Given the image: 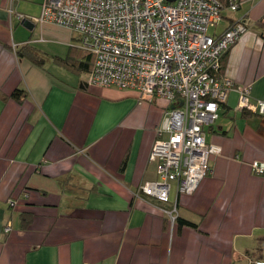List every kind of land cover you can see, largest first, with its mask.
Here are the masks:
<instances>
[{"label":"crops","instance_id":"1","mask_svg":"<svg viewBox=\"0 0 264 264\" xmlns=\"http://www.w3.org/2000/svg\"><path fill=\"white\" fill-rule=\"evenodd\" d=\"M42 2L0 0V92H26L20 101L0 97V264H252L264 241V173L250 163L264 161V118L240 110L229 90L206 130L221 151L197 189L176 195L172 187L167 203L136 195L156 178L149 152L170 104L90 85L88 73L56 62L78 47L77 36L35 20ZM235 21L248 29L229 47L222 74L249 86L254 103L264 98V0L224 7L208 32ZM22 43L41 51V66L16 55ZM174 202L196 228L169 224L164 210Z\"/></svg>","mask_w":264,"mask_h":264},{"label":"built area","instance_id":"2","mask_svg":"<svg viewBox=\"0 0 264 264\" xmlns=\"http://www.w3.org/2000/svg\"><path fill=\"white\" fill-rule=\"evenodd\" d=\"M237 6L238 0H229L226 7ZM223 8L222 0H43L41 4L35 20L76 32L77 46L93 55L88 84L132 89L140 99L163 98L170 104L155 127L149 152L156 178L138 186L136 195L167 203L172 187L176 195L197 189L221 151L207 141L206 130L229 90L237 91L240 110L264 117V98L251 102L249 86H235L219 73L223 54L248 29L235 21L220 34H210L208 28L217 23ZM250 167L255 174L264 173V161L254 160ZM164 211L174 223L176 202ZM3 230H10L9 223Z\"/></svg>","mask_w":264,"mask_h":264},{"label":"trees","instance_id":"3","mask_svg":"<svg viewBox=\"0 0 264 264\" xmlns=\"http://www.w3.org/2000/svg\"><path fill=\"white\" fill-rule=\"evenodd\" d=\"M228 2H229V0H222L223 6L226 7ZM257 24L259 26H262V24L259 21L257 22ZM75 39L77 41V38H75ZM227 51H225V53L223 54V56L221 58V62H220L221 67H220V72H219L220 74H222L224 71ZM14 52L16 53V55L18 57H26L37 65L41 66L44 63V56L41 53V51L38 50L36 47H34L30 43H22L19 45H15L14 46ZM53 59L56 60V62L60 63L61 65L65 66L66 68H68L72 71L85 72V73L90 72L92 65H93V60H94L93 55L90 52L85 51V50L78 48V47H74V46H70L68 54L65 57L54 56ZM25 96H26V92L22 87H16L15 89H13V91L9 95H4L3 93L0 92V97H2L3 99L10 97V98H13L17 101H20ZM242 111L252 112V113L264 118L263 116L259 115L258 113L253 112V111L248 110V109H245V108L242 109ZM20 217H21L22 227L26 228L30 222V214L26 213V212H22L20 214ZM174 222H176V224L178 226H189V227H193V228L197 227V224L195 222L189 221V220L184 219V218L179 217V216H176ZM257 258L258 259H252L251 263L255 264L254 263L255 261H264V257H257Z\"/></svg>","mask_w":264,"mask_h":264},{"label":"rangeland","instance_id":"4","mask_svg":"<svg viewBox=\"0 0 264 264\" xmlns=\"http://www.w3.org/2000/svg\"><path fill=\"white\" fill-rule=\"evenodd\" d=\"M210 29V27L208 28V30ZM72 31V30H71ZM73 33H74V35L75 36H77V33L76 32H74V31H72ZM76 45H77V43L76 42H74ZM40 46H42V49H44V50H46L45 48H50L51 46H53V45H50V44H46V43H42ZM58 48H61L62 46H57ZM45 66L46 67H50V62H49V60H48V58H47V60L45 61ZM83 76L85 77V81H86V79H88V77H89V75L88 74H83ZM87 82V81H86ZM93 85V84H92ZM93 86H95V85H93ZM220 119V118H219ZM218 119V120H219ZM143 183H141L140 185H142ZM139 185V186H140ZM150 197V196H149ZM167 216H168V221H169V224L171 225V224H173V221L171 220V217H170V215L169 214H167ZM257 257H264V241L263 240H261V241H259V242H257V246L255 247V250H254V252H253V257H252V259H258Z\"/></svg>","mask_w":264,"mask_h":264},{"label":"water","instance_id":"5","mask_svg":"<svg viewBox=\"0 0 264 264\" xmlns=\"http://www.w3.org/2000/svg\"><path fill=\"white\" fill-rule=\"evenodd\" d=\"M167 2H173L174 0H166Z\"/></svg>","mask_w":264,"mask_h":264}]
</instances>
